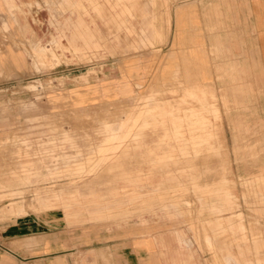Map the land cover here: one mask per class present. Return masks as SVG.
<instances>
[{
  "label": "rangeland",
  "instance_id": "1",
  "mask_svg": "<svg viewBox=\"0 0 264 264\" xmlns=\"http://www.w3.org/2000/svg\"><path fill=\"white\" fill-rule=\"evenodd\" d=\"M176 1L0 0V264H264V142L162 53Z\"/></svg>",
  "mask_w": 264,
  "mask_h": 264
},
{
  "label": "crops",
  "instance_id": "2",
  "mask_svg": "<svg viewBox=\"0 0 264 264\" xmlns=\"http://www.w3.org/2000/svg\"><path fill=\"white\" fill-rule=\"evenodd\" d=\"M167 12L162 53L171 51L174 56L168 62L193 72L180 76L197 79L204 87L196 85L204 100L206 93L220 89L222 101L234 104L232 120L253 129L243 140L264 142V0H177ZM215 22L225 27L214 33ZM222 119L221 141L229 143V117Z\"/></svg>",
  "mask_w": 264,
  "mask_h": 264
}]
</instances>
